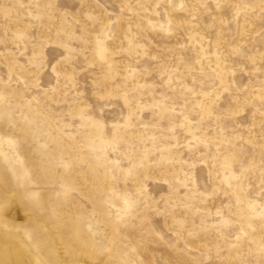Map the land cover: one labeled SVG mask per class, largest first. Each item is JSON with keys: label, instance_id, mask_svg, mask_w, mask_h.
<instances>
[{"label": "rangeland", "instance_id": "1", "mask_svg": "<svg viewBox=\"0 0 264 264\" xmlns=\"http://www.w3.org/2000/svg\"><path fill=\"white\" fill-rule=\"evenodd\" d=\"M0 231L264 264V0H0Z\"/></svg>", "mask_w": 264, "mask_h": 264}, {"label": "bare ground", "instance_id": "2", "mask_svg": "<svg viewBox=\"0 0 264 264\" xmlns=\"http://www.w3.org/2000/svg\"><path fill=\"white\" fill-rule=\"evenodd\" d=\"M42 235L38 234V238ZM40 243L22 245L14 232L0 231V264H60L50 261L51 247L47 240Z\"/></svg>", "mask_w": 264, "mask_h": 264}]
</instances>
